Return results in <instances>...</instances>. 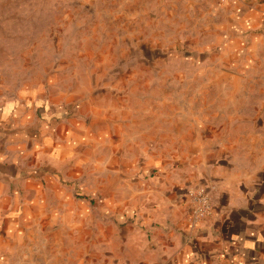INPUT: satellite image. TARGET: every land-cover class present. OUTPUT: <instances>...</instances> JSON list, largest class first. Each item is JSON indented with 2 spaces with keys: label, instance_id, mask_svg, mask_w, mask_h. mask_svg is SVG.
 I'll return each mask as SVG.
<instances>
[{
  "label": "rangeland",
  "instance_id": "374dc122",
  "mask_svg": "<svg viewBox=\"0 0 264 264\" xmlns=\"http://www.w3.org/2000/svg\"><path fill=\"white\" fill-rule=\"evenodd\" d=\"M5 104L63 127L41 199L82 264L189 187L264 211V0H0Z\"/></svg>",
  "mask_w": 264,
  "mask_h": 264
},
{
  "label": "crops",
  "instance_id": "0c3cea01",
  "mask_svg": "<svg viewBox=\"0 0 264 264\" xmlns=\"http://www.w3.org/2000/svg\"><path fill=\"white\" fill-rule=\"evenodd\" d=\"M56 128L38 120L33 109L25 113L21 107L0 105V264L83 262L75 250L63 248V233H50L61 220L49 215L50 204L41 199L45 188L40 179L46 175L42 166L58 145L50 142L62 137V125ZM34 152L40 157L29 160ZM41 156L45 160L39 162ZM226 184L216 187L213 211L197 225L190 223V204H181L177 196L170 199L166 220L158 222L150 214L139 219L142 228L124 225L126 237L116 264H264V211L246 214L262 202L229 194ZM140 229L151 232V240Z\"/></svg>",
  "mask_w": 264,
  "mask_h": 264
},
{
  "label": "built area",
  "instance_id": "2783aa9c",
  "mask_svg": "<svg viewBox=\"0 0 264 264\" xmlns=\"http://www.w3.org/2000/svg\"><path fill=\"white\" fill-rule=\"evenodd\" d=\"M190 202L192 203L191 219L201 221L213 211L211 198L204 187H189L186 192Z\"/></svg>",
  "mask_w": 264,
  "mask_h": 264
}]
</instances>
